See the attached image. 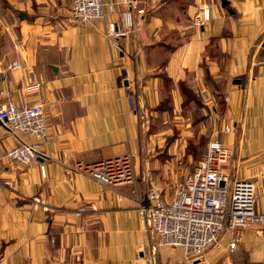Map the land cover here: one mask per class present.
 Here are the masks:
<instances>
[{
	"label": "crops",
	"instance_id": "obj_1",
	"mask_svg": "<svg viewBox=\"0 0 264 264\" xmlns=\"http://www.w3.org/2000/svg\"><path fill=\"white\" fill-rule=\"evenodd\" d=\"M106 1L105 19L80 22L71 0H0L1 100L40 102L48 112L45 157L27 165L8 158L16 140L0 123V264H264V228L193 262L149 239L147 188L155 182L170 199L185 152L159 156L163 142L141 128L138 109L160 102V73L172 81L173 105L184 99L179 81L209 100L223 92L216 139L233 152L223 172L252 180L264 203V0H135L130 32L118 40L108 25L126 7ZM203 7L209 20L198 24ZM121 157L130 183L102 185L82 169Z\"/></svg>",
	"mask_w": 264,
	"mask_h": 264
},
{
	"label": "built area",
	"instance_id": "obj_2",
	"mask_svg": "<svg viewBox=\"0 0 264 264\" xmlns=\"http://www.w3.org/2000/svg\"><path fill=\"white\" fill-rule=\"evenodd\" d=\"M134 2L121 0L126 9L117 22L109 23V39L118 40L129 34ZM112 11V4L106 0H71L70 3L73 21L103 20ZM136 13L142 14L143 9H136ZM209 16L208 8L203 7L196 22L204 24ZM116 42L114 44L119 48ZM11 67L17 65L13 63ZM39 87L40 82H35L31 90L36 91ZM2 93L0 91V123L16 140L7 152L8 158L27 165L37 157H45L43 146L48 137V112L43 103L3 102ZM230 131L229 125L223 127L224 133ZM232 155V150L222 141L211 138L170 199L165 198L157 183L149 184L146 191L148 206L141 207L146 210L149 239L155 237L157 246L181 248L184 259L193 262L201 259L205 249L217 241L223 230L230 239L229 249L233 250L241 231L264 228V203L259 205L255 183L250 179H230L223 172ZM82 169L102 185L115 186L134 179L128 157L102 160ZM41 173L44 174L42 167Z\"/></svg>",
	"mask_w": 264,
	"mask_h": 264
},
{
	"label": "rangeland",
	"instance_id": "obj_3",
	"mask_svg": "<svg viewBox=\"0 0 264 264\" xmlns=\"http://www.w3.org/2000/svg\"><path fill=\"white\" fill-rule=\"evenodd\" d=\"M220 87L221 91H223L224 86L221 85ZM163 88L162 94L159 95V98H161L159 103L160 105L163 104V112L156 110L158 105L155 106V99L144 100L139 103L138 109L141 112V128L144 130L147 129L150 133L156 131L158 138L163 142L160 147H155V151L159 152V156L171 160L176 157V152H185V155L181 157L183 162H178L177 164L180 172L177 174L174 168L175 175L169 179L170 188L175 192L178 182L182 180L184 174L194 166L198 159H194L191 154L187 153V146L190 142L188 138L194 137L196 144L203 143L204 146L201 149L203 151L207 141L211 138H217L221 133L222 121L220 114L224 110V101L222 100L224 97L223 92L220 96L216 92L217 96H214L215 99L212 97L209 100L210 94H202L197 88L194 93L195 101H187L183 104V100L180 104L175 105L174 102L173 105L170 83H163ZM186 156H188L189 160H186ZM166 179L165 181L168 182ZM229 241V236L227 237L225 230H223L220 232L217 241L208 248L214 247L220 249V247L215 246L218 242L229 243ZM208 248L202 253L200 260L205 258L206 255L204 253ZM200 260L198 259L196 261Z\"/></svg>",
	"mask_w": 264,
	"mask_h": 264
},
{
	"label": "trees",
	"instance_id": "obj_4",
	"mask_svg": "<svg viewBox=\"0 0 264 264\" xmlns=\"http://www.w3.org/2000/svg\"><path fill=\"white\" fill-rule=\"evenodd\" d=\"M160 75H161L160 77L163 80L164 84L166 82V83H170V86L172 85L171 79L165 73H160ZM178 86H179L180 92L184 98L183 104H185L187 101L192 102V101L196 100L195 96H194L195 92L187 86L185 81H179ZM162 106H163V104L160 105V103H159L157 108L156 107L155 108L157 111L163 112L164 110H163ZM188 141H190V142L187 146V148H188L187 153L191 154L194 157V159L199 158L201 153H202L201 149L204 146V144L203 143L196 144L194 137L188 138Z\"/></svg>",
	"mask_w": 264,
	"mask_h": 264
},
{
	"label": "water",
	"instance_id": "obj_5",
	"mask_svg": "<svg viewBox=\"0 0 264 264\" xmlns=\"http://www.w3.org/2000/svg\"><path fill=\"white\" fill-rule=\"evenodd\" d=\"M221 2H222V5L223 6H226V4H227V1L226 0H221ZM238 81V80H237ZM126 83V82H125Z\"/></svg>",
	"mask_w": 264,
	"mask_h": 264
}]
</instances>
